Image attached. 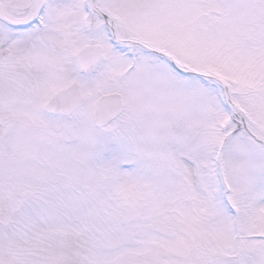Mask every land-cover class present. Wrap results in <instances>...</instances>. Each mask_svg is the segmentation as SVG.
I'll use <instances>...</instances> for the list:
<instances>
[{
	"label": "snow or ice",
	"instance_id": "6c2138e0",
	"mask_svg": "<svg viewBox=\"0 0 264 264\" xmlns=\"http://www.w3.org/2000/svg\"><path fill=\"white\" fill-rule=\"evenodd\" d=\"M0 264H264V0H0Z\"/></svg>",
	"mask_w": 264,
	"mask_h": 264
}]
</instances>
